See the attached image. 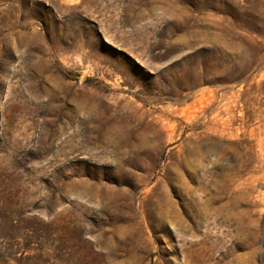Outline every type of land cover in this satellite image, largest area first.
I'll return each mask as SVG.
<instances>
[{
  "label": "rangeland",
  "instance_id": "rangeland-1",
  "mask_svg": "<svg viewBox=\"0 0 264 264\" xmlns=\"http://www.w3.org/2000/svg\"><path fill=\"white\" fill-rule=\"evenodd\" d=\"M0 264H264V0H0Z\"/></svg>",
  "mask_w": 264,
  "mask_h": 264
},
{
  "label": "bare ground",
  "instance_id": "bare-ground-1",
  "mask_svg": "<svg viewBox=\"0 0 264 264\" xmlns=\"http://www.w3.org/2000/svg\"><path fill=\"white\" fill-rule=\"evenodd\" d=\"M179 224V223H178Z\"/></svg>",
  "mask_w": 264,
  "mask_h": 264
}]
</instances>
